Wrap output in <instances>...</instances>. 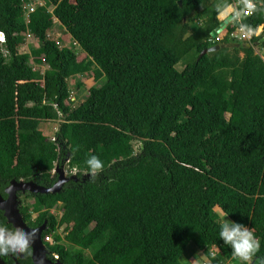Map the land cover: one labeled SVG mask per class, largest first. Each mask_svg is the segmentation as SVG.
<instances>
[{"label": "trees", "instance_id": "obj_1", "mask_svg": "<svg viewBox=\"0 0 264 264\" xmlns=\"http://www.w3.org/2000/svg\"><path fill=\"white\" fill-rule=\"evenodd\" d=\"M24 1L0 0V192L12 179L50 187L54 163L68 158L79 180L31 193L20 208L25 220H49L42 237L63 225L46 242L51 254L65 264H181L192 242L207 264H240L218 237V206L250 228L264 258V61L255 52L264 32L229 37L264 25V0L227 24L214 51L217 7L234 0H46L75 46L47 37L41 5L28 25L40 46L22 52ZM30 60L50 67L40 90ZM91 72L97 83L65 105L67 79ZM49 121L59 122L50 138L38 128ZM90 154L104 162L96 177Z\"/></svg>", "mask_w": 264, "mask_h": 264}, {"label": "clouds", "instance_id": "obj_2", "mask_svg": "<svg viewBox=\"0 0 264 264\" xmlns=\"http://www.w3.org/2000/svg\"><path fill=\"white\" fill-rule=\"evenodd\" d=\"M244 9L246 10L245 12L233 10L224 4L217 7L218 14L223 24L239 23L243 18V15L257 10L256 5L252 3V0H244ZM24 23L26 26H28L27 23L29 24L25 19ZM240 27L246 35L251 34V29L246 25L241 24ZM215 44L218 43L216 42ZM85 164L88 168L87 173H90L91 177L98 176L104 169V162L95 154H90L86 158ZM65 169L67 170V164ZM67 174H70V172ZM55 187H59V184L55 185L54 188ZM8 191H10V188ZM227 214L228 212L221 213L222 222L219 225L218 237L223 241L224 245L231 249L233 258L238 259L240 264H253L254 259H260V264H264V258L257 257V253L260 250V242L255 237L254 233L243 224L226 219ZM0 216L4 217V219L0 221V259L5 256L21 257L22 254L23 257H31L33 260L32 241L35 237L36 229L26 232L20 228L13 226L9 227L10 223L7 222L2 209H0ZM56 228H58V226H56ZM55 232L59 234L58 231ZM49 243H53V237ZM33 264H43V262L42 260L33 261Z\"/></svg>", "mask_w": 264, "mask_h": 264}, {"label": "rangeland", "instance_id": "obj_3", "mask_svg": "<svg viewBox=\"0 0 264 264\" xmlns=\"http://www.w3.org/2000/svg\"><path fill=\"white\" fill-rule=\"evenodd\" d=\"M70 1H72V0H70ZM35 4H42V6L46 10V13L48 14L50 28L47 32V37L49 39L55 40L59 46L74 47L75 46L74 41L67 34L64 27L57 21V19L51 13L52 5L50 3H47L46 0H35ZM27 25H29V24L27 23ZM28 27H30V26H25V29H24L25 39H24L23 44H21L20 48H19V50L22 52H29L32 47L36 48V47L40 46V43L34 38V36L32 34L27 35V34H29V31H30V28H28ZM78 50L79 49H77L76 51L78 52ZM263 50H264L263 48H260L256 51V53H258L259 51H263ZM79 56H81V53H79ZM29 64L32 66L35 73L37 74L36 90H40L42 88L41 78L45 73L50 72V67L47 63H44V62L33 63L31 60L29 61ZM182 67H183L182 62H179L178 64H176V68L178 70H181ZM94 70L97 72V68H94ZM66 82H67V86H68L69 95L73 97V100H72L73 102L70 105H72L74 107L77 106L84 99L85 91H86L85 88L89 87L90 85L97 83V81L93 78V72H91L89 74L70 76ZM78 84H81V85L83 84L82 86H84V89L82 90V88H78ZM58 126H59V122L49 121V122H41L39 124L38 128L45 135H47L50 138V137H53L54 132L57 130ZM138 145H139L138 143H135L136 151H137ZM45 209H46V212L49 215H52L56 221H57V219H59V216L61 213V210L59 208H56L54 206L53 207L49 206V207H45ZM214 210H215V212H217V214L219 216V222H222V220H221L222 211L220 210V208L218 206H216L214 208ZM226 219H229V218L226 217ZM249 230H250V228H249ZM57 231L59 232V234L63 235L62 226H59L57 228ZM74 250L77 251V250H79V248L75 247ZM195 251L197 252V247L192 242L188 243L183 254H182V256H181V258H180L181 264H188V260H189L191 254H193V257L196 259V261H200L201 259L206 258V256L203 255L202 251H200V253H197V254ZM226 263L235 264L232 260H228V259L226 260Z\"/></svg>", "mask_w": 264, "mask_h": 264}, {"label": "water", "instance_id": "obj_4", "mask_svg": "<svg viewBox=\"0 0 264 264\" xmlns=\"http://www.w3.org/2000/svg\"><path fill=\"white\" fill-rule=\"evenodd\" d=\"M228 24V23H227ZM227 24H223V22L220 20V23L211 31L210 35L212 37L216 36L218 33H220L222 30H224V28L227 26ZM264 42V35L257 41L258 43ZM229 46H238V43H230L228 44ZM222 45L220 44H214L212 46H210L207 51H214L217 50L221 47ZM246 47L249 46V44H245ZM206 52V50H204L202 53ZM68 162V158H66L64 161L61 162V164L59 165L58 162L56 161L54 163V173L57 174V179L54 182V184L50 187H46V186H42L37 184L36 182H34L33 180H28V181H24L22 179L20 180H15L12 179L9 184L5 187V193L7 195L6 198H3L0 195V209L3 210V214L7 220V222H9L10 224H12L13 227L16 228H20L23 229L26 232L31 231L32 229L28 228V226L26 225L24 219L22 218L20 209L18 207V196H17V192H21V193H40V194H45V193H49V194H53L56 193L58 191H60V189L63 187V185L65 183H67L70 180L73 181H78L79 178L76 176L75 172H72L70 174H67L66 172V164ZM82 180H84V178H81ZM59 184V187H55V185ZM10 188V191H8V189ZM43 226L36 228V234L35 237L33 238L32 241V254H33V261H39L42 260L43 264H65L62 261H60L59 259H55V260H51L47 257L46 255V249H45V245L43 244V241L41 239V233L43 230ZM0 264H6L4 261H2L0 259ZM15 264H18L17 261L15 262Z\"/></svg>", "mask_w": 264, "mask_h": 264}, {"label": "built area", "instance_id": "obj_5", "mask_svg": "<svg viewBox=\"0 0 264 264\" xmlns=\"http://www.w3.org/2000/svg\"><path fill=\"white\" fill-rule=\"evenodd\" d=\"M252 3H254L255 5H257L258 0H252ZM42 4H35V0H25L23 3V10H24V19L26 22H29V15L36 9L37 6H40ZM239 6H242L241 9H239ZM232 9L233 10H240L242 12H245L246 10L244 9V0H234V2L232 3ZM249 14H245L243 16H247L250 15ZM264 32V25L259 27V29L255 32L251 30V34L246 35V33L244 31H242L241 27L239 26L238 28H236L231 34H230V39H238V40H249V38L254 34V35H258L259 33ZM31 32L29 31L30 35ZM222 38V32L218 33L216 36L212 37L211 39H209V41L212 44H215L216 42H219ZM4 42V36L2 33H0V44ZM257 54H259V56L261 57V59L264 61V52H258ZM73 97L72 96H68V99L64 102L65 105L71 104L73 101ZM72 101V102H71ZM53 107L57 108L56 104H53ZM53 140V138H52ZM54 171V169L52 170ZM66 172L68 173V171L66 170ZM70 173L72 172H76L75 169H72L71 171H69ZM57 231V228H55L54 230H52L49 234H46L44 236V241L47 242H51L52 239V234ZM202 264H207L205 262H203Z\"/></svg>", "mask_w": 264, "mask_h": 264}, {"label": "flooded vegetation", "instance_id": "obj_6", "mask_svg": "<svg viewBox=\"0 0 264 264\" xmlns=\"http://www.w3.org/2000/svg\"><path fill=\"white\" fill-rule=\"evenodd\" d=\"M30 194H31V193H29V192H26V193H21L20 191L17 192L18 201H19V203H18V207H19V209H20L22 206L27 205V203L32 202V198H31ZM0 195H1L3 198H6V197H7V195H6V193H5V189H3V190L0 192ZM43 210L46 211L45 207H44ZM20 212H21V211H20ZM21 215H22V213H21ZM26 216L28 217L27 220L24 219L25 216H23V215H22V218L24 219V221H25L26 225L28 226V228H30V229H36V228L41 227L42 225H44V226H43V230H42V232H43V231L48 227L49 220H48V219H44L43 222L38 223V220H37L38 216H37V213H35V212H30V213L26 214ZM48 218H52L53 221H56L55 218H54L52 215H49V214H48ZM3 219H4V217L0 216V221H2ZM11 226H12V225L9 224V227H11ZM41 239H42V241H43V244L45 245V249H46V255H47V257H48L49 259H51V260L58 259V258L56 257L57 255H56L55 253L51 254V252L49 251V249H47L46 242L44 241V236L42 237V233H41ZM8 257L11 258L14 262L17 261L18 264H19V262H18V260H17L18 258L21 259V260H27V258H28V257H23L22 254H21V257H11V256H8ZM30 260H31V257H30ZM2 261H3V260H2ZM31 264H33V263H32V260H31Z\"/></svg>", "mask_w": 264, "mask_h": 264}, {"label": "crops", "instance_id": "obj_7", "mask_svg": "<svg viewBox=\"0 0 264 264\" xmlns=\"http://www.w3.org/2000/svg\"><path fill=\"white\" fill-rule=\"evenodd\" d=\"M228 7H229L230 9H232V6H228ZM218 19L221 20L219 15H218ZM263 49H264V48H263ZM257 50H258V49H257ZM257 50H256V51H257ZM256 51H255V52H256ZM259 52H264V50H263V51H259ZM94 71H95V70H94ZM200 251H201V250L197 249V252H196V251H195V252H196V254H197V253H200ZM196 254H195V255H196ZM203 262H208V260L205 258V259H201L200 261H196V259L193 257V254L190 255V258H189V260H188V264H202Z\"/></svg>", "mask_w": 264, "mask_h": 264}, {"label": "bare ground", "instance_id": "obj_8", "mask_svg": "<svg viewBox=\"0 0 264 264\" xmlns=\"http://www.w3.org/2000/svg\"><path fill=\"white\" fill-rule=\"evenodd\" d=\"M221 32H223V30H222ZM222 35H223V34H222Z\"/></svg>", "mask_w": 264, "mask_h": 264}]
</instances>
